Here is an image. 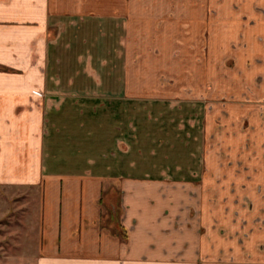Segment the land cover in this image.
Segmentation results:
<instances>
[{
	"label": "rangeland",
	"instance_id": "rangeland-1",
	"mask_svg": "<svg viewBox=\"0 0 264 264\" xmlns=\"http://www.w3.org/2000/svg\"><path fill=\"white\" fill-rule=\"evenodd\" d=\"M144 1L116 5L122 24L88 20L108 17L94 11L62 36L54 69L69 95L52 116L56 154L109 179L172 183L165 194L181 214L212 184L209 196L228 197L231 211L237 194L216 182L251 174L249 157L264 170V23L244 0H171L159 11ZM254 192L264 214V190ZM38 201L36 191L3 190L0 264H34ZM190 210L199 224L200 209Z\"/></svg>",
	"mask_w": 264,
	"mask_h": 264
},
{
	"label": "crops",
	"instance_id": "crops-1",
	"mask_svg": "<svg viewBox=\"0 0 264 264\" xmlns=\"http://www.w3.org/2000/svg\"><path fill=\"white\" fill-rule=\"evenodd\" d=\"M162 1L157 0V11L171 2ZM118 3L126 0H0V203L7 189L39 194L34 264H264L260 194L247 193L264 190L257 154L249 157L251 174L230 177L235 175L230 171L225 182L215 184L237 194L231 211L229 198L210 197L216 188L205 183L199 186L200 205L187 200L182 214L165 194L174 189L172 183L109 179L56 154L53 117L69 95L68 81L63 87V76L54 69L62 58V36L94 11L108 17L88 20L122 24L116 20L122 15ZM242 8L264 23V0H244ZM50 29L59 32L55 40ZM245 198L252 201L250 211ZM192 206L200 209L199 224Z\"/></svg>",
	"mask_w": 264,
	"mask_h": 264
}]
</instances>
